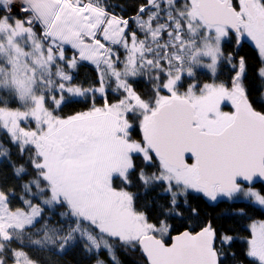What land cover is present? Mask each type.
<instances>
[{
    "label": "snow or ice",
    "instance_id": "1",
    "mask_svg": "<svg viewBox=\"0 0 264 264\" xmlns=\"http://www.w3.org/2000/svg\"><path fill=\"white\" fill-rule=\"evenodd\" d=\"M257 211L264 0H0V264H264Z\"/></svg>",
    "mask_w": 264,
    "mask_h": 264
},
{
    "label": "trees",
    "instance_id": "2",
    "mask_svg": "<svg viewBox=\"0 0 264 264\" xmlns=\"http://www.w3.org/2000/svg\"><path fill=\"white\" fill-rule=\"evenodd\" d=\"M239 55H244L246 56L249 61L254 65L257 60H258V53H257V50L255 49V47L251 46L249 42L247 41H244L243 44H242V47L240 48V51H239ZM88 71L90 72L91 69L89 68ZM85 76V71L82 70L81 71V75H80V78L83 79ZM202 79H208L209 77L206 75V74H202L201 76ZM221 79H225L226 78V71L225 73H222L221 76H220ZM142 87V85H141ZM225 111H227L225 108H224ZM66 111H69V110H66ZM257 187H259L260 185L257 184L256 185ZM155 195L154 192L152 193H149V197L150 198L151 196ZM236 207H240V206H243L242 204H238V205H235ZM228 207V205L226 204H220L218 207L215 208V211L213 212L212 211V208L211 207H206V211L210 212L212 215H216V213L220 212L223 208H226ZM253 219H264V213H260V212H256V213H253L251 214ZM250 221H248L247 219H237L235 222L232 221V220H229L227 221V223L231 224L234 229L237 231V233L241 236H244V235H247V225ZM244 245L238 240L235 244V248L238 252H242V249H243ZM120 257L122 260L125 261V264H131V260L125 256L123 253H120ZM245 264H247V261L245 262Z\"/></svg>",
    "mask_w": 264,
    "mask_h": 264
},
{
    "label": "flooded vegetation",
    "instance_id": "3",
    "mask_svg": "<svg viewBox=\"0 0 264 264\" xmlns=\"http://www.w3.org/2000/svg\"><path fill=\"white\" fill-rule=\"evenodd\" d=\"M224 108H225L227 111H230V110H231L230 106H225Z\"/></svg>",
    "mask_w": 264,
    "mask_h": 264
},
{
    "label": "rangeland",
    "instance_id": "4",
    "mask_svg": "<svg viewBox=\"0 0 264 264\" xmlns=\"http://www.w3.org/2000/svg\"><path fill=\"white\" fill-rule=\"evenodd\" d=\"M14 11H15V9H14ZM247 42H248V41H247ZM249 43H250V42H249ZM250 45L254 47V45H252L251 43H250Z\"/></svg>",
    "mask_w": 264,
    "mask_h": 264
}]
</instances>
